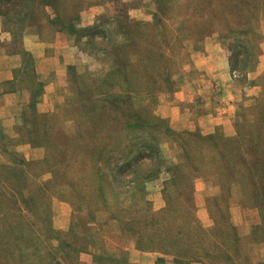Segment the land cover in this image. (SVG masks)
I'll use <instances>...</instances> for the list:
<instances>
[{
    "label": "rangeland",
    "instance_id": "obj_1",
    "mask_svg": "<svg viewBox=\"0 0 264 264\" xmlns=\"http://www.w3.org/2000/svg\"><path fill=\"white\" fill-rule=\"evenodd\" d=\"M41 1L0 10L18 20ZM78 6L93 22L74 28L77 64L0 125V264L264 263V0ZM220 44L232 116L199 99L223 86L196 54Z\"/></svg>",
    "mask_w": 264,
    "mask_h": 264
},
{
    "label": "crops",
    "instance_id": "obj_2",
    "mask_svg": "<svg viewBox=\"0 0 264 264\" xmlns=\"http://www.w3.org/2000/svg\"><path fill=\"white\" fill-rule=\"evenodd\" d=\"M62 3L63 0H42L40 4L45 7L42 12L33 16L32 10L27 9L18 20L17 16L0 10V125L18 123L20 115L29 108L31 93L35 92L33 86L41 87L36 98L43 100L50 86L61 83L67 68L77 64L79 48L75 46L74 28L93 21L83 19L81 7L76 10L81 0L69 2L72 4L69 9L60 8ZM203 48L196 54L200 60L194 67L205 70V76L210 75L213 83L223 87L216 100L204 95L197 98L206 100L207 105L209 100L213 101L219 113L223 110L232 116L239 100L236 90L239 84L231 73L226 48L221 44ZM194 97L195 94L190 100ZM207 116L212 121L216 118L212 113ZM188 127L196 128L195 124Z\"/></svg>",
    "mask_w": 264,
    "mask_h": 264
},
{
    "label": "trees",
    "instance_id": "obj_3",
    "mask_svg": "<svg viewBox=\"0 0 264 264\" xmlns=\"http://www.w3.org/2000/svg\"><path fill=\"white\" fill-rule=\"evenodd\" d=\"M34 0H29V3L32 2ZM20 2H23V0H19V3ZM26 3L28 5V0H26ZM264 94V92H263ZM259 108H261V111L263 112L264 109H262V106L259 105ZM263 108H264V105H263ZM258 113V112H257ZM263 120H264V115H263ZM211 138L215 139V140H218V138L215 136V135H212ZM214 140V141H215ZM243 141V139H239L238 142L236 141H231L230 143H241ZM229 141L226 142V145L228 144ZM255 148L258 150V147L255 146ZM259 156V155H258ZM201 245H197V246H192L189 250H191L193 253H194V258H197L198 260L202 259V258H206V257H212L213 255H215L216 253L212 252V249L211 248H206L204 247V252H201ZM200 253L204 254V256H201ZM226 256V259L227 260H230L229 261V264L232 263V264H235L237 262V260L235 259V257H233L232 255L230 254H224ZM177 261L180 262L182 261L181 258H177ZM210 264H212L211 262H209ZM260 264H264L263 262H261Z\"/></svg>",
    "mask_w": 264,
    "mask_h": 264
}]
</instances>
